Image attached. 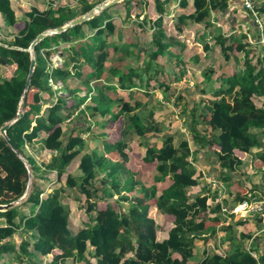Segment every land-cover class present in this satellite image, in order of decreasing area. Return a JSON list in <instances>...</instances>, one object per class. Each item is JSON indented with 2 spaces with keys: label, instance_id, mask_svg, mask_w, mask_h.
Wrapping results in <instances>:
<instances>
[{
  "label": "trees",
  "instance_id": "trees-1",
  "mask_svg": "<svg viewBox=\"0 0 264 264\" xmlns=\"http://www.w3.org/2000/svg\"><path fill=\"white\" fill-rule=\"evenodd\" d=\"M48 1L47 10L31 8L24 17L13 0H0V25L15 37L0 38V68L14 66L7 76L0 70V128L18 114L32 60L29 51L13 46L28 48L42 31L96 5L87 2L77 14L68 5L54 6L62 0ZM254 3L263 30L251 15L235 14L231 0H153L152 6L149 0H123L114 5L124 7V25L103 17L104 9L35 46L36 68L24 95V115L7 129L31 167L32 190L22 203L0 211V226L11 229L5 235L20 237L16 244L1 234L0 264H257L244 234L229 237L222 253L196 257L199 241L207 245L217 238L221 216L210 186L194 192L205 179L195 165L204 148H214L221 171H235L244 164L238 152L263 145L264 0ZM141 7L144 16L133 24ZM238 18L247 21V31L236 28ZM218 23L228 25L229 32ZM147 38L149 44L143 45L140 39ZM217 48L223 62L213 59ZM55 49L65 56L61 66L51 60ZM193 78L197 97L196 89H188L175 101L189 133L179 124H170L165 132V105L157 100L148 109V98L156 91L168 97L175 83ZM58 81L62 94L54 88ZM142 94L147 98L141 99ZM88 117L107 129L104 152L100 146L88 150L83 136L92 129ZM74 120L82 124L68 125ZM12 145L0 134V148L20 157ZM137 146L145 150L142 160L155 164L145 180L142 170L127 160L106 155ZM43 151L48 159L40 158ZM20 159L27 189L28 168ZM75 161L77 168L70 171ZM50 172H57L58 181L66 174V184L51 186ZM224 176L230 179L229 172ZM70 198L88 217L75 230ZM245 199L252 198L240 194L235 202Z\"/></svg>",
  "mask_w": 264,
  "mask_h": 264
},
{
  "label": "rangeland",
  "instance_id": "rangeland-1",
  "mask_svg": "<svg viewBox=\"0 0 264 264\" xmlns=\"http://www.w3.org/2000/svg\"><path fill=\"white\" fill-rule=\"evenodd\" d=\"M103 1H105V0H62V1L56 2L54 4V6H57V5H63V6L68 5V6L72 7L73 11L75 10L74 12H76L77 14H80L82 12V8L85 6V4L87 2L91 3V5L92 4H96L97 5V4L102 3ZM151 1L153 2V0H151ZM13 3H14V6L17 7L20 15H23L26 11L30 10L31 8H35V7L38 10L44 11V10H47L48 6L50 5L48 0H13ZM118 6L119 5H112V6L108 7L105 10V13H104L103 17H105V18H108V17L114 18L115 14H116V12L118 10ZM189 10H191V8H189ZM242 11L245 14L244 16H248L250 18V14L247 13L243 8H242ZM25 15L26 14H24V17H25ZM80 15H82V14H80ZM122 17L125 18V13H123ZM122 17H120V19L115 18L116 24H119V25H124L125 24V20H124V22H123V20H121ZM0 19L3 21L1 15H0ZM246 22L247 21H243L241 18H238L237 19V23H236V28L237 29L242 28V30L247 31L249 26H248V24ZM133 24H135V21H133ZM221 26H222V28H223V30L225 32H229L230 28H229L228 25L222 24ZM7 31H10V30H7V29L4 28V26L0 25V38H10L9 39L10 41L13 40V38H15V37L14 36L13 37L9 36V34L12 33V32L10 31L9 33H7ZM149 40H150V38L142 39L141 42L143 43V45H148L149 44ZM62 46H66V45H62ZM211 53H212V56H213V59H214L215 62H223L224 61V59H223V57H222V55H221V53H220L218 48L215 49V50H212ZM64 57L65 56L62 55V50H58L57 51V49H55L51 53V60L53 61L54 66H61L62 62L64 60ZM13 69H14V66H8V67H1L0 68L1 72L3 74H5L6 76H7V74L9 75L10 72L13 71ZM190 80H192V79H189L187 81L185 80L181 84L174 85L173 86V90H176V88H178L177 90H183L184 91V92L182 91L183 93H186V92L189 93L187 91L188 89L190 91H196L197 89L195 88V79H194V85L193 86H190ZM54 86H55L54 88H57L59 90L58 94H62L63 93V90H62L63 83L61 81H58V82L54 83ZM198 92L199 91L197 90L196 93L194 94L196 97L198 95ZM177 93H178V91H177ZM64 94H66V93H64ZM174 94H176V92ZM174 94L169 95V97L166 100L165 94L163 92L156 91L154 94H152L148 98V100L150 101V107H148V109L149 108L151 109L152 103H154L157 100L162 102L165 105V107L163 108L165 120H162L163 122H165L164 123L165 124V129H164L165 132L169 129V126H171V125L174 126V125L177 124V122H178L180 128L185 127L184 123H183L184 120L181 117V113H180L181 105H177L175 103L176 95H174ZM146 98L147 97L145 95H143V94L141 95V99H146ZM156 108H158V107H156ZM157 116L163 117V114L158 112ZM87 120L89 122H91L92 129H91V132H87L85 134V136H86V139L88 140V145L90 146V148H92V147L94 148L96 146V144H99V143L101 144L102 139L104 138V134L107 131V129L101 123L97 124L94 121V119H90V117H88ZM74 123H77V121L74 120L73 122L68 123V125H73ZM92 124H93V126H92ZM184 130H185L186 133H189L186 129H184ZM91 136H95V137L92 138ZM161 138L162 137H158L157 140L161 142ZM39 147L40 146H38V148ZM144 151H145L144 148H141V147L137 146L135 151L128 153L126 155V157H130L131 156V158L132 157L134 158V161H132V162H135V163H138L139 165L144 166L145 163L143 162V160L141 158V155L144 153ZM41 155H42L40 157L41 159H43V158L48 159L49 158V153L48 152L43 151ZM252 157H253V155L249 153L247 161H246V166L248 164H250L253 167V164L251 162H248V161H252V159L250 160V158H252ZM19 159H20V157H18L16 155H14L13 153H11V151H9L7 149V147L3 146L2 148H0V204H3L2 202H3L4 199H11V198H13L15 196H18V195L22 194L26 190L25 189V181H24L25 173L22 170V167H21ZM77 165H78V162L75 161L70 166V171H75L76 168H77ZM202 165L205 166L206 163L202 162ZM259 166H262V165L260 164ZM29 167H30V165H29ZM208 167L211 169L210 166H208ZM139 168H141V167H139ZM255 168L260 171V167L255 166ZM141 170H142V168H141ZM204 170L206 172H208L207 169H204ZM142 172L147 178V174H148L149 171H143L142 170ZM47 175H48L49 178L53 179L54 183L51 186L59 187L61 185H65L66 184V176H67L66 174L63 177H61L59 181H58L59 175L57 174V172H52V173L50 172ZM202 183L204 185L209 184L210 187H212L211 183L209 181H207L206 179L202 180ZM213 188H215V187H213ZM213 188H211L213 192L214 191L218 192L217 196H221V194H223V196L226 195L225 194L226 188H225L224 193L220 192L219 189L218 190H214ZM197 190L198 189H196V191ZM124 193L126 194L127 192L125 190H123L122 194H124ZM118 196H120V195L116 194V197H118ZM67 201H69V204L72 206V208L74 210H76L75 214H72V227L75 230L76 226L78 224H80V222L88 220V217H87V215L85 213H83V211H78V209H77L78 202H76L75 200H73L71 198L67 199ZM216 206H217V204H216ZM152 213H153V215H155L158 224H162L163 221H161L160 214L157 211H155V210H153ZM2 223H3V221H0V224H2ZM61 224H62V226L65 225V224H63V221H62ZM263 228H264V223H262V225H260V229H263ZM7 230H11V229L9 227H7V226H0V236L2 234L1 239L5 240V241L11 239L16 244H18L20 242L19 233H14L10 237V236H8V233H7V235H5V232ZM250 232H252V231H250ZM236 233L237 232L233 231V235H236ZM227 234H228V232H227ZM227 234L225 233V235H227ZM229 234H231V232H229ZM157 235H159V232H157ZM221 235H223V232H219V235L217 234V238L213 239L214 241L212 240L211 244L205 245L204 241H201V243H199L198 246L196 247V257H199L200 255L201 256H211L214 252H216L215 247L213 246V244H216L218 237H220ZM260 236H264V232H261ZM205 248H207L206 251H205ZM8 264H14V261H11V263H8ZM38 264H42V261L40 263H38Z\"/></svg>",
  "mask_w": 264,
  "mask_h": 264
},
{
  "label": "crops",
  "instance_id": "crops-1",
  "mask_svg": "<svg viewBox=\"0 0 264 264\" xmlns=\"http://www.w3.org/2000/svg\"><path fill=\"white\" fill-rule=\"evenodd\" d=\"M179 1L180 0H178V3H179ZM149 2H150V6H152V1L149 0ZM231 3H232L231 4V10L234 9L235 14L236 13H243V15H245L244 12L242 11L241 0H231ZM177 6H178V4L174 5L173 8H176ZM137 9H136V12L141 13V16H138L139 17L138 18L137 15H135L136 17L132 19V22L135 21L138 23V22H141L144 14L142 13L143 7L139 8L138 10ZM145 10L146 9H144V11ZM146 12H147V10H146ZM123 13H125L124 7L118 6V10H117L113 19L114 20H115V18L120 19V17H122ZM125 15H126V13H125ZM230 18H231V22L233 23V18L231 17V15H230ZM121 20H123V22H124L125 18L122 17ZM218 24L221 25L220 23H218ZM136 28H137V31L140 32V29L137 26V24H136ZM138 36H139V38H142L140 33H138ZM140 40L142 41V39H140ZM185 80L187 81V79H183L181 82L175 83L174 85L181 84ZM193 85H194V80H190V86H193ZM177 89L178 88H176V90H173V88H172V92L170 95H172L176 92V94H174V95L177 96V95L182 94L184 92L183 90H177ZM177 91H178V93H177ZM168 97H169V95H168ZM168 97H167V95H165L166 100ZM80 124H82L81 120L77 121V123H74V125H80ZM177 124H178V122H177ZM81 127H82V125H81ZM183 128L185 129V127H183ZM183 128H181V129L184 130ZM85 134L86 133H84V135H83L84 137H86ZM91 137L93 138L95 136H91ZM96 146H100L101 152H104V145L102 143L96 144ZM94 148L93 147L90 148V146L88 145V150L92 151ZM135 149H133L132 151L127 150L124 153L107 152L106 155L110 156L113 159H119V160L125 159V160H127L128 165L135 170H141V168H142L143 171H149L147 174V178H148L150 173L154 170L155 164H149L148 165L143 161L145 164H144V166H142V165H139L138 163L132 162V161H134V158L133 157L131 158V156L126 157V155L130 152H134ZM249 153L253 155V157L250 158V160L252 159L253 162L252 161H248V162H251L253 164V167L250 164H248L246 166V161H247ZM249 153L238 152V154L244 159V164L242 165V167L240 169H237L235 171H227L226 169H224L223 171H221V167L219 166V164L217 162V158L214 155L215 154L214 148L207 146L197 155V157L199 158V161H196L195 165H196L197 169H202L203 173L205 171L204 169H207L209 174L216 177L219 181H221L225 185V188H226V192H225L226 195H224V198H225L224 201L225 202H227V203L235 202L237 196L240 194H242V195L247 194L249 196V198L251 197V198L262 199V198H264V157H263L264 154L261 151V148L260 149L255 148ZM142 155H141V158H142ZM202 162H205L206 165L205 166L202 165ZM260 164L262 166H259ZM208 166H210L211 169ZM255 166L260 167V171L258 169H256ZM139 167H141V168H139ZM227 172H229L230 179H228L226 176H224L225 173H227ZM141 178L143 180L147 179L142 171H141ZM203 185L204 184L202 183V185L197 186L195 188L194 192H199V190L201 189V186H203ZM207 185L210 186L209 184H207ZM196 189H198V190L196 191ZM214 192L217 193V195H218L217 191H214ZM126 205L128 206L129 204H126ZM217 205L219 206V204H217ZM217 213L221 216V221L217 224V226L219 228L218 235H219V232H223V235L218 237L216 244H213L216 252H218V253L224 252L225 249H224L223 245L225 242H226V244L228 243V241L230 240L229 237H231V236L241 237V235L244 234L246 237L245 240L248 241L247 242L248 245H249L251 239L254 238L253 239V246H254L255 250L258 252V254L260 255L261 259L264 260V236H260L261 230H262V229H260V225H262V223H263V222H261L262 219L260 217L243 218V217H240L238 215H226V214H223L221 212H217ZM240 221H245V223H240ZM222 228H230V230L222 229ZM233 231L237 232L236 235H233ZM250 231H252V232H250ZM227 232H228V234H227ZM229 232H231V234H229ZM225 233L227 235H225ZM199 243H201V241H199L198 244ZM208 244H211V241ZM206 250H207V248H206Z\"/></svg>",
  "mask_w": 264,
  "mask_h": 264
},
{
  "label": "water",
  "instance_id": "water-1",
  "mask_svg": "<svg viewBox=\"0 0 264 264\" xmlns=\"http://www.w3.org/2000/svg\"><path fill=\"white\" fill-rule=\"evenodd\" d=\"M123 0H105L100 4L95 5L91 10H89L88 12L70 20L68 23L62 25V26H58L54 29H47L42 31L41 33H39L37 35V37L32 41V43L30 44V46L28 48H23L20 46H13L14 48L17 49H22V50H26L29 51L32 55V60H31V64H30V69H29V74L26 80V86H25V93L27 92L30 84H31V79H32V75L34 73V70L36 68V58H35V46L42 40L44 39L46 36L54 34V33H60L63 32L65 30H67L68 28L81 24L84 21H87L93 17H95V15L99 14L100 12H102L104 9H107L108 7L119 3ZM8 46V45H7ZM24 95L21 99L20 102V107H19V111L18 114L16 116V118L14 120H11L7 123H5L1 128H0V134L7 140V142L12 145V141L9 138L8 134H7V129L10 127V125L16 121L18 118L22 117L24 115V110H23V103H24ZM13 149L15 150V152L20 156V158L24 161V163L26 164V167L28 168V174H29V181H28V185H27V189L26 192L24 193V195L19 198L16 201L7 203V204H0V211H4L10 208L15 207L16 205L20 204L21 202H23L24 200H26L32 190V183H33V173L31 168L29 167V164L27 162V160L25 159V157L21 154V152L14 146L12 145Z\"/></svg>",
  "mask_w": 264,
  "mask_h": 264
},
{
  "label": "built area",
  "instance_id": "built-area-1",
  "mask_svg": "<svg viewBox=\"0 0 264 264\" xmlns=\"http://www.w3.org/2000/svg\"><path fill=\"white\" fill-rule=\"evenodd\" d=\"M241 3L242 8L255 19V22L259 25L260 29L263 30V23L260 14L255 7L254 0H241ZM249 40L251 42H254L251 35H249ZM262 42H264V38L262 39ZM261 151L264 154V140L263 145L261 147ZM204 176L205 179L211 183L212 188L215 187L213 188L214 190L219 189L220 192L224 193L225 185L221 181H219L216 177L205 171ZM224 199L225 198L223 194H221V196H218L217 200L215 201V204H219L221 213L226 215H238L243 218L260 217L262 219V222L264 223V198L245 199L239 202L232 203H227L224 201ZM261 232H264V228L261 230ZM253 239L254 238L251 239L248 245V251L257 260V264H264V260L261 259L260 255L253 246Z\"/></svg>",
  "mask_w": 264,
  "mask_h": 264
}]
</instances>
